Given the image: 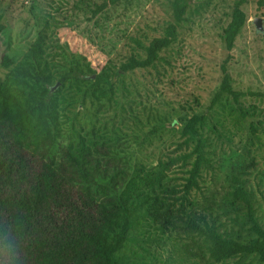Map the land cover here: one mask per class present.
<instances>
[{"label": "rangeland", "instance_id": "374dc122", "mask_svg": "<svg viewBox=\"0 0 264 264\" xmlns=\"http://www.w3.org/2000/svg\"><path fill=\"white\" fill-rule=\"evenodd\" d=\"M107 1L0 0L5 26L0 34V81L38 36L44 39L52 84L63 74L77 76L55 89L60 129L50 157L59 158L82 136L109 145L112 175L101 179L97 189L103 200L128 209L127 218L109 230L110 238L123 239L116 264H264L256 255L214 262L197 232V227H213L238 242L256 238L245 206L232 196L233 177L250 193L264 229V0H246L242 6L247 20L231 52L225 48L223 30L233 0H188L171 46L149 68L118 71L111 90L94 88L81 74L143 58L144 47L173 21L174 0H120L98 11ZM228 54L233 87L263 94L240 99L242 107L257 110L245 118L229 98L208 107ZM194 115L204 120L195 124L196 133H186ZM198 155L206 159L199 188L185 192L188 170ZM130 180L136 188L127 196ZM158 209L175 216L176 225L166 234L155 227Z\"/></svg>", "mask_w": 264, "mask_h": 264}, {"label": "trees", "instance_id": "16d2710c", "mask_svg": "<svg viewBox=\"0 0 264 264\" xmlns=\"http://www.w3.org/2000/svg\"><path fill=\"white\" fill-rule=\"evenodd\" d=\"M119 1L108 0L97 7L98 11ZM245 2H232L230 20L223 30L228 52L235 47V39L246 23L247 15L242 8ZM187 6L188 0H174L173 21L162 36L153 38L144 47L145 56L130 57L117 69L102 68L95 79H90L91 85L111 90L118 71L127 73L153 66L159 54L176 40ZM4 29L0 22V34ZM230 61L228 54L220 65L221 80L208 107L211 109L229 98L245 118L257 110L242 107L240 99L263 94L235 89L229 73ZM85 76L88 75L81 74V78ZM69 77L77 78L73 73L63 74L55 84H62ZM52 79L44 39L38 36L0 81V264H87L91 260L116 264L115 255L123 247V239L110 238L109 230L119 219L127 218L128 209L115 200H103L97 189L102 187L101 179L112 175L110 147L96 138L82 136L79 142L64 148L59 158L50 157L60 129V101L57 90L51 91L55 85ZM203 120V115H194L186 133H196L195 124ZM204 161L198 155L192 162L183 185L185 192L199 188L198 177ZM232 181V196L245 206L249 229L256 238L238 242L213 227H197V232L214 262L256 255L258 262L264 263V229L254 215L250 193L237 177ZM134 188L136 183L130 180L127 196ZM155 212L153 220L158 222L155 227L161 234L174 228L175 216L168 209Z\"/></svg>", "mask_w": 264, "mask_h": 264}, {"label": "water", "instance_id": "95a60500", "mask_svg": "<svg viewBox=\"0 0 264 264\" xmlns=\"http://www.w3.org/2000/svg\"><path fill=\"white\" fill-rule=\"evenodd\" d=\"M255 24H256L257 29H260L261 25H260V19H259V18H257V19L255 20ZM82 77H84V75H83ZM85 77H87V78H89V79H95V78H96V75H95V74H92V75H88V76H85ZM59 86H60V83L55 84V85L51 88V91L55 90V89L58 88Z\"/></svg>", "mask_w": 264, "mask_h": 264}]
</instances>
